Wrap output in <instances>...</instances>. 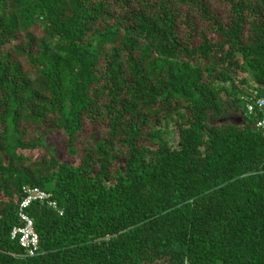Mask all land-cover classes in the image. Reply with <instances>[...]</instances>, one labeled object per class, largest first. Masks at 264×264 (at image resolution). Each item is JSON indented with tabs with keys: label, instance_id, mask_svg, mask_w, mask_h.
Returning a JSON list of instances; mask_svg holds the SVG:
<instances>
[{
	"label": "trees",
	"instance_id": "trees-1",
	"mask_svg": "<svg viewBox=\"0 0 264 264\" xmlns=\"http://www.w3.org/2000/svg\"><path fill=\"white\" fill-rule=\"evenodd\" d=\"M220 1L0 0V264H264V0Z\"/></svg>",
	"mask_w": 264,
	"mask_h": 264
},
{
	"label": "built area",
	"instance_id": "built-area-1",
	"mask_svg": "<svg viewBox=\"0 0 264 264\" xmlns=\"http://www.w3.org/2000/svg\"><path fill=\"white\" fill-rule=\"evenodd\" d=\"M247 113L253 115L260 113L261 118L257 123V128L264 135V96L259 97L255 91L251 97L242 96ZM23 198L19 203V216L24 222L22 226H15L12 230V239H18L19 244L26 249L28 256H34L39 251V235L35 230L34 220L30 217L26 209L33 202H42L53 208L60 215L64 213L58 203L52 199V194L38 186L25 185L22 187ZM185 264H189L186 262Z\"/></svg>",
	"mask_w": 264,
	"mask_h": 264
},
{
	"label": "rangeland",
	"instance_id": "rangeland-1",
	"mask_svg": "<svg viewBox=\"0 0 264 264\" xmlns=\"http://www.w3.org/2000/svg\"><path fill=\"white\" fill-rule=\"evenodd\" d=\"M211 1L213 2V9L217 10L218 8H220L221 3H222L220 0H211ZM185 8L187 9L188 6H186ZM182 25L186 29L185 35L188 36V37H193V42L194 43L200 41L199 34L202 33V32L208 33L209 36L212 35L208 31L209 28H210V26H209L210 24L207 21L195 23V25H194L195 29L192 30V31H189L190 28H188L186 26L185 21H184V23H182ZM33 31L36 34H40L41 33V29L39 27H34ZM244 76H245L244 73H241L240 77H244ZM102 129H104V124L98 123L97 125H91L90 122L86 121L85 124H84V130L79 135V141L77 142L79 150L82 151L84 149V146H88L91 143L92 132H95L96 134H98L99 131L102 130ZM50 144L52 146H54V148L56 149L57 140L56 139L55 140H51ZM81 156H83V154L79 153L78 157H81Z\"/></svg>",
	"mask_w": 264,
	"mask_h": 264
}]
</instances>
